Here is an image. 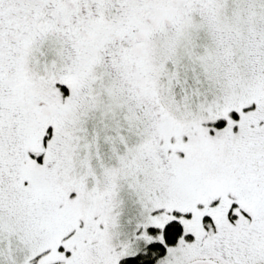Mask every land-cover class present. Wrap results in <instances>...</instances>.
<instances>
[{"label":"snow or ice","instance_id":"1","mask_svg":"<svg viewBox=\"0 0 264 264\" xmlns=\"http://www.w3.org/2000/svg\"><path fill=\"white\" fill-rule=\"evenodd\" d=\"M0 264H264V0H0Z\"/></svg>","mask_w":264,"mask_h":264}]
</instances>
